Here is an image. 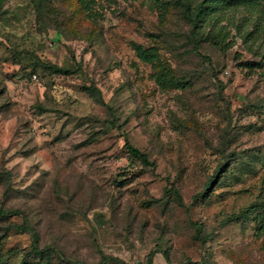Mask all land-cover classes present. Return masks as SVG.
<instances>
[{
    "label": "rangeland",
    "instance_id": "374dc122",
    "mask_svg": "<svg viewBox=\"0 0 264 264\" xmlns=\"http://www.w3.org/2000/svg\"><path fill=\"white\" fill-rule=\"evenodd\" d=\"M99 1L98 21L77 0L0 4V237L28 222L52 264H264V13L218 15L223 53L195 44L175 0ZM32 248L14 229L0 262L44 264Z\"/></svg>",
    "mask_w": 264,
    "mask_h": 264
},
{
    "label": "trees",
    "instance_id": "16d2710c",
    "mask_svg": "<svg viewBox=\"0 0 264 264\" xmlns=\"http://www.w3.org/2000/svg\"><path fill=\"white\" fill-rule=\"evenodd\" d=\"M5 0H0L2 4ZM81 9L87 14V16L93 20L98 21L101 18V13L98 11L99 0H77ZM155 9L159 10L161 13H166L167 3L161 0H149ZM175 4L182 8L183 17L187 23L191 26V35L192 39L197 44V41H202L210 44L218 51L223 53L228 52L235 45V41H231L230 33L226 30L224 26L219 25L220 19L218 15L224 12L226 9L237 8V7H247L249 9H259L264 13V0H202L198 3H194V0H175ZM257 27V32L264 36V27L259 25ZM253 33H247L242 35L245 41H252ZM197 48V45L196 47ZM135 52L138 59L147 65H158L160 64V57L158 50L156 48H145L142 45H135ZM261 57V63H264V51L259 53ZM252 68V67H249ZM254 68V67H253ZM53 71L60 74H69V71H66L63 68L53 66ZM168 73H160L157 75L158 83L165 87L168 85L167 81ZM37 78L35 75L34 78ZM126 148L129 153L138 158L143 165L152 166V163L149 161L148 156L141 152L139 149L132 146L130 141L126 139ZM173 193L180 203L183 202L182 195L180 192L172 188L170 190ZM253 213H247L246 218L251 216ZM13 213L7 212L3 207L0 208V217L4 220L9 219ZM257 226L258 236H264V210L254 213L253 218ZM18 230L20 232L28 233L32 238L33 248L31 253L44 264H52L54 250L51 248L44 249L40 246L38 240V235L35 230L25 221L21 226L11 225L4 228V234L0 237V240L4 238L10 231ZM166 255V254H165ZM167 260L169 257L166 255ZM108 257H104L102 263L108 261ZM118 264H125L121 261H117ZM0 264H3L0 262ZM20 264H30L26 259L22 260ZM148 264H154L153 254L150 255L148 259Z\"/></svg>",
    "mask_w": 264,
    "mask_h": 264
},
{
    "label": "built area",
    "instance_id": "2783aa9c",
    "mask_svg": "<svg viewBox=\"0 0 264 264\" xmlns=\"http://www.w3.org/2000/svg\"><path fill=\"white\" fill-rule=\"evenodd\" d=\"M36 78V77H35Z\"/></svg>",
    "mask_w": 264,
    "mask_h": 264
}]
</instances>
